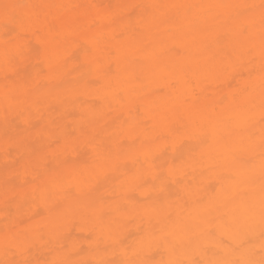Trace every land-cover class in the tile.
<instances>
[{
  "label": "bare ground",
  "instance_id": "6f19581e",
  "mask_svg": "<svg viewBox=\"0 0 264 264\" xmlns=\"http://www.w3.org/2000/svg\"><path fill=\"white\" fill-rule=\"evenodd\" d=\"M260 4L0 0V264H259Z\"/></svg>",
  "mask_w": 264,
  "mask_h": 264
},
{
  "label": "snow or ice",
  "instance_id": "6c2138e0",
  "mask_svg": "<svg viewBox=\"0 0 264 264\" xmlns=\"http://www.w3.org/2000/svg\"><path fill=\"white\" fill-rule=\"evenodd\" d=\"M7 7V6H6ZM253 6H245V9L251 8ZM260 8L262 9V23H264V0H261ZM6 16V23L7 22H14L15 18L8 15V13H5ZM262 55H264V31H262ZM261 88L264 90V65H262V76H261ZM261 112L264 114V95H262L261 99ZM264 118V117H262ZM60 137H57L55 139V143H59ZM172 169H169V174H172ZM153 179H155V174H153ZM244 182L249 185L255 184V177L253 174H249L244 178ZM143 182L137 185V187H142ZM164 191L163 186L160 188V192L162 193ZM148 199H152L151 197H148ZM159 197L156 198L155 201H153L151 211L152 212H159L161 209L156 207V203L158 202ZM254 213V209L250 210ZM165 219H168L171 222V216L170 214L165 216ZM259 219H260V225H261V233L262 236H264V137H262L261 140V163H260V170H259ZM170 235H174V233H170ZM123 243V241H120ZM262 254H264V242H262L261 246ZM27 264V262H25ZM109 264H143V262H109ZM167 264H184L183 261H177V260H169L167 261ZM187 264H199V262H193L189 261ZM207 264H255L253 261L249 260H212L208 261ZM259 264H264V256H262L261 261Z\"/></svg>",
  "mask_w": 264,
  "mask_h": 264
},
{
  "label": "rangeland",
  "instance_id": "374dc122",
  "mask_svg": "<svg viewBox=\"0 0 264 264\" xmlns=\"http://www.w3.org/2000/svg\"><path fill=\"white\" fill-rule=\"evenodd\" d=\"M73 234V233H72ZM71 234V235H72ZM74 235V234H73ZM76 235V233H75ZM138 235V232H135V231H130L129 233H127L121 241H123V245L126 246L128 244H130L132 241H134L136 239ZM91 241V238L87 237L85 238L84 240H81L80 243H79V246H80V249H79V253L78 255H75V259L78 257V264H95L92 259L89 258V251H88V247H87V243ZM61 245V244H59ZM86 251L89 253V254H86ZM117 252L113 253L114 255L116 254ZM75 254V253H74ZM72 254V255H74ZM118 254V253H117ZM71 255V256H72ZM113 256V255H112ZM118 257L117 258V261H118V258H119V255H117ZM115 258V260H116ZM74 259V258H73ZM114 260V261H115ZM121 260V258H120ZM156 260V258H155ZM116 261V262H117Z\"/></svg>",
  "mask_w": 264,
  "mask_h": 264
}]
</instances>
